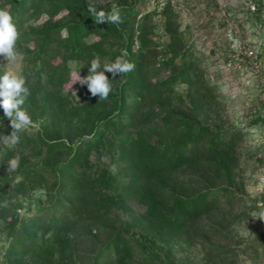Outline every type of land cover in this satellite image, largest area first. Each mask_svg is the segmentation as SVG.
I'll return each mask as SVG.
<instances>
[{
  "label": "rangeland",
  "instance_id": "rangeland-1",
  "mask_svg": "<svg viewBox=\"0 0 264 264\" xmlns=\"http://www.w3.org/2000/svg\"><path fill=\"white\" fill-rule=\"evenodd\" d=\"M89 3L106 13L113 4L133 8L132 15L117 26L123 38L132 34V54L142 52L146 78L160 86L158 92L163 101L147 102L130 120L128 129L146 131L178 115L209 126L213 133L223 132L228 142L211 154H200L198 160L164 183L181 198L223 188L212 197L209 208L193 215L179 229L168 223L172 206L159 205L151 210L140 198L126 196L128 191L122 183L125 175L119 169L121 163L116 160L114 147L105 143L94 150L89 169L98 173L107 170L113 177L109 181L113 200L107 210L103 215H89L101 226L99 244L107 240L109 231L124 228L129 245L135 248L129 264H135L148 252L157 254L150 264H264V220L256 217L264 210L258 207L264 202V192L253 195L257 185L264 183V0H88L87 7ZM44 20L46 17L41 15L31 25ZM92 38L95 37L88 41ZM141 38L148 41L145 47L140 46ZM122 43L113 39V51L120 50ZM252 48L257 49L256 59L247 54ZM16 50L18 57L14 62L0 56V74L12 70L25 76V49ZM165 62L168 64L162 66ZM58 63V58L52 60V64ZM68 68L69 81L63 85V94H71L73 102L80 103L74 89L79 82V66L70 62ZM182 68H186V73L181 78ZM28 74L26 82L34 83L36 77L32 72ZM115 79L113 90L121 81L120 77ZM1 118H5L2 108ZM25 130L35 135L38 122ZM4 136L9 135L0 134V174L14 175L18 169L7 171L8 161L13 157L19 162L21 158L33 160L39 142L13 144L9 138L6 146ZM54 136L52 132L48 138ZM7 150H11L9 156ZM205 161L223 164L224 171L203 165ZM182 176L191 179L178 182ZM52 198L47 187H25L20 194L0 196V207L10 209L6 221H0V263L12 228L18 227L21 220L32 218L37 205L49 206ZM95 232L87 226L73 230L74 234ZM92 250L87 240L72 251H56L54 261L48 264H87ZM19 264L34 263L23 258Z\"/></svg>",
  "mask_w": 264,
  "mask_h": 264
},
{
  "label": "trees",
  "instance_id": "trees-1",
  "mask_svg": "<svg viewBox=\"0 0 264 264\" xmlns=\"http://www.w3.org/2000/svg\"><path fill=\"white\" fill-rule=\"evenodd\" d=\"M87 5L88 0L0 1V8L6 7L14 17L19 32L16 47L25 49V77L29 79L30 72L36 77L34 83L26 82L30 94L22 107L32 123L38 122L39 131L29 135L23 130L18 133L19 141L26 144L38 141L40 146L33 160L20 159L16 174H0V196L20 194L25 187H47L53 194L49 206L37 205L32 218L21 220L18 227L12 228L11 240L0 264H19L23 258H29L34 264L52 263L56 251H72L74 246L87 240L93 248L87 264H129L135 248L129 245L126 229L109 231L107 240L99 244L101 226L96 218L89 216L103 215L113 200L109 194V181L113 177L107 170L98 173L88 167L92 152L105 143L114 147L116 160L121 163L119 169L125 175L122 183L128 191L126 196L140 198L151 210L159 205L172 206L168 223L174 229L209 208L212 197L223 191V188L203 190L181 198L165 187L164 183L175 172L190 166L200 154H211L228 142L223 132L213 133L209 126L178 115L163 120L156 128L131 132L130 120L147 102L163 101L158 92L160 86L146 78L142 52L132 54V34L123 38L117 24L97 23ZM118 8L122 19L132 15L131 6ZM61 13L64 15L55 20ZM41 15L46 20L32 26ZM91 37L96 39L88 41ZM113 39L123 41L120 50L113 51ZM147 42L144 38L139 41L141 47ZM29 44L32 48H28ZM122 51L127 52V59L135 68L120 77V83L106 100L99 101L98 96L93 97L87 86L79 82L74 84V89L80 103L73 102L71 94H63V85L69 81L70 62L78 64V72L84 77L93 58L98 56L103 66ZM55 58L59 59L58 64H52ZM185 73L186 68H182L180 77ZM106 75L113 79L110 73ZM107 109L108 114L104 115ZM12 131L10 121L1 118L0 134L11 135ZM52 132H55L54 138H48ZM6 154L9 156L11 150ZM203 165L224 171L220 163L205 161ZM16 176L22 177L19 184L14 183ZM190 179L182 176L178 182ZM9 215V208L0 207V221H6ZM80 226L97 232L74 234L73 230ZM156 258L157 254L148 252L135 264H150Z\"/></svg>",
  "mask_w": 264,
  "mask_h": 264
},
{
  "label": "clouds",
  "instance_id": "clouds-1",
  "mask_svg": "<svg viewBox=\"0 0 264 264\" xmlns=\"http://www.w3.org/2000/svg\"><path fill=\"white\" fill-rule=\"evenodd\" d=\"M88 11L92 14L97 23H122V18L117 5L113 4L110 12L97 10L89 3ZM19 38V32L13 15L6 7L0 8V56L7 62L16 61L18 52L16 44ZM88 68V74L84 77L79 75V83L81 86H87L88 91L93 97L98 96L100 100H106L112 91V81L116 80L117 76L121 77L134 70V63L127 59V52L122 51L114 61L105 62L101 65V60L97 56L93 58ZM83 66V65H82ZM106 73H110L112 80L109 79ZM29 89L26 87V77L22 74L5 70L0 74V108L3 109L4 117L10 121L13 129L11 135L4 136L5 145L10 138L11 143L19 142L18 133L27 129L32 125V120L27 110L22 106L25 104L26 97L29 95ZM7 171H16L19 167V159L11 158L7 163ZM264 181V177L261 178ZM22 181L21 176H16L14 183L19 184ZM264 192V183L257 185L255 194ZM258 207L264 209V202H260ZM264 220V210L260 211L258 216Z\"/></svg>",
  "mask_w": 264,
  "mask_h": 264
},
{
  "label": "built area",
  "instance_id": "built-area-1",
  "mask_svg": "<svg viewBox=\"0 0 264 264\" xmlns=\"http://www.w3.org/2000/svg\"><path fill=\"white\" fill-rule=\"evenodd\" d=\"M249 57L251 58H257V49L256 48H252V50H250L248 53Z\"/></svg>",
  "mask_w": 264,
  "mask_h": 264
},
{
  "label": "crops",
  "instance_id": "crops-1",
  "mask_svg": "<svg viewBox=\"0 0 264 264\" xmlns=\"http://www.w3.org/2000/svg\"><path fill=\"white\" fill-rule=\"evenodd\" d=\"M257 16H258V14L256 13V16H255V17H256V19H258V17H257Z\"/></svg>",
  "mask_w": 264,
  "mask_h": 264
}]
</instances>
